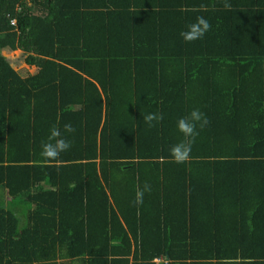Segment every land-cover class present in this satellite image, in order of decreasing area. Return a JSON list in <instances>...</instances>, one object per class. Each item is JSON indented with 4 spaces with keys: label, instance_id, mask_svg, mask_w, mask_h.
Returning a JSON list of instances; mask_svg holds the SVG:
<instances>
[{
    "label": "trees",
    "instance_id": "1",
    "mask_svg": "<svg viewBox=\"0 0 264 264\" xmlns=\"http://www.w3.org/2000/svg\"><path fill=\"white\" fill-rule=\"evenodd\" d=\"M229 2L0 0V264H264V0ZM53 125L71 148L49 163Z\"/></svg>",
    "mask_w": 264,
    "mask_h": 264
},
{
    "label": "clouds",
    "instance_id": "2",
    "mask_svg": "<svg viewBox=\"0 0 264 264\" xmlns=\"http://www.w3.org/2000/svg\"><path fill=\"white\" fill-rule=\"evenodd\" d=\"M206 5L201 4V10L206 9ZM223 7L226 10H231L232 5L229 0H224ZM211 24L203 16H198L196 20L187 26L185 31L181 32V36L186 42H194L203 39L205 34L210 31ZM163 119L162 114L148 113L144 116V121L151 128ZM210 123L208 117L199 108H194L187 116L181 117L177 121V128L183 134L184 139L179 143L173 145L170 149V155L174 162L184 164L188 163L191 159L192 145L196 137L199 135V130H203ZM64 133H73L75 128L71 123H66L63 126ZM71 148V142L62 134L57 125H53L50 129L47 140L41 144L40 155L49 163H56L59 161L61 153L67 152ZM152 187L149 183L145 182L143 187L137 185L135 191V198L133 205L139 206L144 203L145 193H150Z\"/></svg>",
    "mask_w": 264,
    "mask_h": 264
},
{
    "label": "rangeland",
    "instance_id": "3",
    "mask_svg": "<svg viewBox=\"0 0 264 264\" xmlns=\"http://www.w3.org/2000/svg\"><path fill=\"white\" fill-rule=\"evenodd\" d=\"M4 55L14 64V67L17 70H20L23 74L35 72V68L33 66H29L25 62L26 54L22 49L5 50ZM0 194V206H7L6 204H8V201L5 200L4 196H2V193Z\"/></svg>",
    "mask_w": 264,
    "mask_h": 264
},
{
    "label": "crops",
    "instance_id": "4",
    "mask_svg": "<svg viewBox=\"0 0 264 264\" xmlns=\"http://www.w3.org/2000/svg\"><path fill=\"white\" fill-rule=\"evenodd\" d=\"M9 50V49H7ZM5 51V50H4ZM4 51H3V54H4ZM12 66L14 67V64L12 63ZM35 68V72H32V73H36L38 68L36 66H33ZM15 68V67H14ZM16 69V68H15ZM0 193H2V196H4L5 200L8 201V196H7V192L3 189V188H0ZM1 195V194H0ZM7 205V204H6Z\"/></svg>",
    "mask_w": 264,
    "mask_h": 264
},
{
    "label": "built area",
    "instance_id": "5",
    "mask_svg": "<svg viewBox=\"0 0 264 264\" xmlns=\"http://www.w3.org/2000/svg\"><path fill=\"white\" fill-rule=\"evenodd\" d=\"M15 22H16V20H14V19H13V20H12V23H13V24H15ZM156 261H157V262H160V261H161V259H160V258H158V259H156Z\"/></svg>",
    "mask_w": 264,
    "mask_h": 264
}]
</instances>
